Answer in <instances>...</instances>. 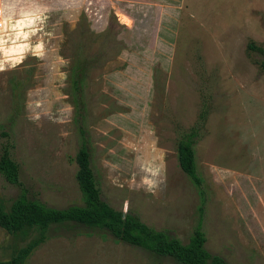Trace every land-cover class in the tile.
<instances>
[{"label":"rangeland","instance_id":"374dc122","mask_svg":"<svg viewBox=\"0 0 264 264\" xmlns=\"http://www.w3.org/2000/svg\"><path fill=\"white\" fill-rule=\"evenodd\" d=\"M21 9L31 24L0 31L3 48L28 46L0 72V154L8 146L28 198L83 205L70 95L78 67L102 200L183 243L201 220L212 256L264 264V55L248 49H264V0H21L13 24ZM193 131L201 194L176 154ZM19 194L0 176L5 209ZM38 235L14 240L0 228V259ZM24 264L178 263L54 225Z\"/></svg>","mask_w":264,"mask_h":264},{"label":"trees","instance_id":"16d2710c","mask_svg":"<svg viewBox=\"0 0 264 264\" xmlns=\"http://www.w3.org/2000/svg\"><path fill=\"white\" fill-rule=\"evenodd\" d=\"M248 49L264 55V49L254 44H249ZM70 76L74 119L82 140L76 155L78 168L76 181L82 195L83 205L55 209L28 198L27 191L19 179L18 164L12 159L8 146L2 148L0 176L7 183L17 186L20 194L12 201L8 209L0 203V228L11 234L14 240L26 237L32 232H38L39 235L24 247L17 248L13 245L10 259H0V264H24L33 250L46 240V233L54 225L85 227L104 232L158 257L170 258L178 264H227L220 257L212 256L206 250V236L202 230L201 220L194 228L188 242L183 243L167 232L149 227L136 214H124L102 200L87 145L84 78L78 67L71 69ZM196 135L195 131L183 135L177 144L176 154L180 170L201 194L203 180L197 169L194 151Z\"/></svg>","mask_w":264,"mask_h":264},{"label":"clouds","instance_id":"9594fccd","mask_svg":"<svg viewBox=\"0 0 264 264\" xmlns=\"http://www.w3.org/2000/svg\"><path fill=\"white\" fill-rule=\"evenodd\" d=\"M21 3V0H0V31L3 27H11L14 30L22 29L31 24V20L27 18V14L20 11V15L23 17L12 23L13 16L17 15V6ZM21 36L27 38L28 33L22 31L15 32V38L20 39ZM5 41L0 38V51L3 52V59H0V72L6 70V64L8 67L14 68L18 63L23 60V53L28 47L27 45H19L9 49L3 48ZM14 43V41H13ZM39 47V46H37Z\"/></svg>","mask_w":264,"mask_h":264},{"label":"built area","instance_id":"2783aa9c","mask_svg":"<svg viewBox=\"0 0 264 264\" xmlns=\"http://www.w3.org/2000/svg\"><path fill=\"white\" fill-rule=\"evenodd\" d=\"M4 28H5V27H3V29H4ZM3 29H2V30H3Z\"/></svg>","mask_w":264,"mask_h":264}]
</instances>
